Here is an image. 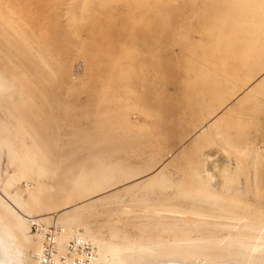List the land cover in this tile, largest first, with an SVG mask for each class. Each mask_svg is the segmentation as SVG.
Here are the masks:
<instances>
[{"label":"rangeland","instance_id":"374dc122","mask_svg":"<svg viewBox=\"0 0 264 264\" xmlns=\"http://www.w3.org/2000/svg\"><path fill=\"white\" fill-rule=\"evenodd\" d=\"M222 14L0 0V229L21 264L51 230L99 264H264V69L244 85L264 46L223 55Z\"/></svg>","mask_w":264,"mask_h":264},{"label":"bare ground","instance_id":"6f19581e","mask_svg":"<svg viewBox=\"0 0 264 264\" xmlns=\"http://www.w3.org/2000/svg\"><path fill=\"white\" fill-rule=\"evenodd\" d=\"M222 10H223V14L219 18L218 25L220 26L219 30H220L221 36L226 39V44L224 45L223 55L232 56L234 54L235 55L238 53L240 54V53L246 52L252 47L256 48V50L262 49V47L264 46V28L258 27L252 20V17L258 16L256 3L253 0H222ZM208 50H209V47H208ZM195 52H196V49H195ZM263 69H264V66H262L260 62L256 63V66L250 69L248 79L245 81L244 85H247L251 81H253ZM223 83H224V80H223ZM210 152H213V151H210ZM207 159L209 162L208 165H210V167H208V169L206 168L205 172H206V176L208 177V179L212 180L219 176L220 168L217 162L218 160L216 161V158L214 160L213 159L210 160L209 158ZM58 238H59L60 244L65 245L66 242L61 238L60 235H58ZM40 250H41V245L39 246V249L37 251V254H36L37 256L40 253ZM37 256H36V262H37ZM99 258H100L99 253L96 251L95 259H96L97 264H99ZM215 261L216 260H212L206 264H232V263H223V262H215ZM169 262L173 264H189L188 262L184 263V262H179L176 260H171ZM0 264H21L19 253L16 251L13 241L8 237L7 231L5 232V231H2L1 229H0ZM237 264H253V263L243 261Z\"/></svg>","mask_w":264,"mask_h":264},{"label":"built area","instance_id":"2783aa9c","mask_svg":"<svg viewBox=\"0 0 264 264\" xmlns=\"http://www.w3.org/2000/svg\"><path fill=\"white\" fill-rule=\"evenodd\" d=\"M96 251L87 240L74 238L65 245L59 242L56 230L46 233L37 256V264H97Z\"/></svg>","mask_w":264,"mask_h":264}]
</instances>
